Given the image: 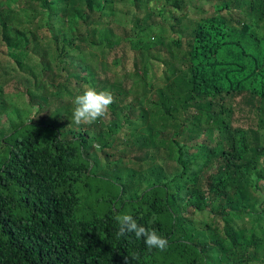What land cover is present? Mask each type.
<instances>
[{
	"label": "trees",
	"instance_id": "trees-1",
	"mask_svg": "<svg viewBox=\"0 0 264 264\" xmlns=\"http://www.w3.org/2000/svg\"><path fill=\"white\" fill-rule=\"evenodd\" d=\"M3 64L0 264H264V0H0Z\"/></svg>",
	"mask_w": 264,
	"mask_h": 264
},
{
	"label": "clouds",
	"instance_id": "clouds-1",
	"mask_svg": "<svg viewBox=\"0 0 264 264\" xmlns=\"http://www.w3.org/2000/svg\"><path fill=\"white\" fill-rule=\"evenodd\" d=\"M75 107L72 114V123L79 126L81 124H91L97 119L107 114L109 106L113 103V97L106 90L97 91L95 88L86 87L82 94L76 95L73 101ZM115 220L119 225L118 237H127L134 234L137 239L143 238L148 249H159L161 251L168 247V240L159 235L155 229L139 224L137 220L129 214H118ZM155 217L149 223H153ZM128 264V257L125 258Z\"/></svg>",
	"mask_w": 264,
	"mask_h": 264
},
{
	"label": "rangeland",
	"instance_id": "rangeland-1",
	"mask_svg": "<svg viewBox=\"0 0 264 264\" xmlns=\"http://www.w3.org/2000/svg\"><path fill=\"white\" fill-rule=\"evenodd\" d=\"M112 55H109L107 57V63L111 61ZM11 66L12 65L5 66L4 64L0 66V80L7 83V85L5 86V89L7 90L16 88V83L14 81L21 80L23 83H25V76L21 72H19L14 66L13 68Z\"/></svg>",
	"mask_w": 264,
	"mask_h": 264
}]
</instances>
